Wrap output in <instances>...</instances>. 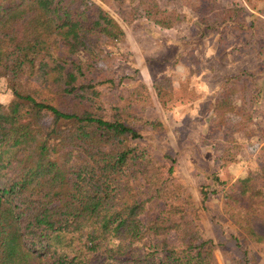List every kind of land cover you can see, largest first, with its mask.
Instances as JSON below:
<instances>
[{
  "label": "trees",
  "instance_id": "1",
  "mask_svg": "<svg viewBox=\"0 0 264 264\" xmlns=\"http://www.w3.org/2000/svg\"><path fill=\"white\" fill-rule=\"evenodd\" d=\"M100 1L128 25L138 16L164 29L182 21L162 4L171 0ZM185 1L202 6L200 16L215 9V0ZM126 40L96 0H0V83L12 94L0 98V264H219L211 242L198 236L200 210L176 175V158H160L142 142L145 130L163 125L148 84L120 88L103 73L101 63ZM257 55L264 68V46ZM153 86L166 104L171 77ZM257 98L264 86L257 89L255 71L224 77L211 114L215 128L233 129L221 166L244 146L239 137L251 118L241 105ZM232 117L239 119L231 125ZM260 151L261 167L227 191L264 221V144ZM236 223L264 242L249 219Z\"/></svg>",
  "mask_w": 264,
  "mask_h": 264
},
{
  "label": "rangeland",
  "instance_id": "2",
  "mask_svg": "<svg viewBox=\"0 0 264 264\" xmlns=\"http://www.w3.org/2000/svg\"><path fill=\"white\" fill-rule=\"evenodd\" d=\"M96 1L120 21L127 33V40L114 48L112 59L101 63L103 73L120 82V88L133 87L138 79L148 84L163 125L145 130L142 142L160 158L165 152L176 158V175L185 180L200 210L198 236L211 242L219 264H229L228 259L233 257L246 264H264V242L248 238L236 223L247 218L254 230L264 235V221L253 215L245 198L227 191L238 177L258 170L263 163L264 99L241 105L251 118L249 130L240 133L244 146L236 160L223 166L220 157L232 127L215 128L211 115L225 76L249 69L255 71L257 89L264 86L263 62L257 55L264 46V0H215L214 12L203 16L199 15L202 6L196 10L185 0L162 1L181 12L182 21L170 29L141 16L128 25L114 9ZM223 18L226 20L221 21ZM164 76L171 77L178 91L173 85L172 97L163 105L153 85ZM207 82L212 83L206 86ZM11 97L1 82L0 98L8 102ZM237 119L232 117L229 123ZM204 186L209 191L206 200Z\"/></svg>",
  "mask_w": 264,
  "mask_h": 264
},
{
  "label": "crops",
  "instance_id": "3",
  "mask_svg": "<svg viewBox=\"0 0 264 264\" xmlns=\"http://www.w3.org/2000/svg\"><path fill=\"white\" fill-rule=\"evenodd\" d=\"M211 83H212V82H207V83H206V86H209ZM173 85H174V87H175V90L178 91V89H177V85H176L174 82H173ZM201 96H204V94H202Z\"/></svg>",
  "mask_w": 264,
  "mask_h": 264
}]
</instances>
